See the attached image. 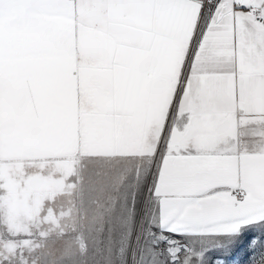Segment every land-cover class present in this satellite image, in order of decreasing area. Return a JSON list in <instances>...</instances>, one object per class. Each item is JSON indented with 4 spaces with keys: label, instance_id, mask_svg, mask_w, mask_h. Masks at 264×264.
I'll list each match as a JSON object with an SVG mask.
<instances>
[{
    "label": "snow or ice",
    "instance_id": "snow-or-ice-1",
    "mask_svg": "<svg viewBox=\"0 0 264 264\" xmlns=\"http://www.w3.org/2000/svg\"><path fill=\"white\" fill-rule=\"evenodd\" d=\"M264 264V0H0V264Z\"/></svg>",
    "mask_w": 264,
    "mask_h": 264
},
{
    "label": "rangeland",
    "instance_id": "rangeland-1",
    "mask_svg": "<svg viewBox=\"0 0 264 264\" xmlns=\"http://www.w3.org/2000/svg\"><path fill=\"white\" fill-rule=\"evenodd\" d=\"M251 256H245L243 253L237 254L232 258L231 264H250Z\"/></svg>",
    "mask_w": 264,
    "mask_h": 264
}]
</instances>
